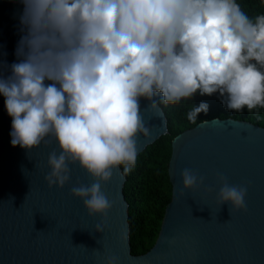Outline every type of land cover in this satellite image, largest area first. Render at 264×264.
I'll return each instance as SVG.
<instances>
[{
    "label": "clouds",
    "instance_id": "obj_1",
    "mask_svg": "<svg viewBox=\"0 0 264 264\" xmlns=\"http://www.w3.org/2000/svg\"><path fill=\"white\" fill-rule=\"evenodd\" d=\"M20 2L25 34L18 62L10 75L0 74L11 144L31 151L54 138L59 154L49 153L45 181L64 187L69 164L86 170L97 182L74 186L71 194L89 216L103 217L99 232L113 206L101 182L121 165L124 173L135 166L139 137L151 138L144 112L162 117L161 102L178 104L197 92L219 93L237 112L264 107V15L250 18L237 0ZM141 98L150 101L143 111ZM208 110L201 102L187 119L195 124ZM181 176L183 190L204 185L205 177L191 169ZM217 180L220 208L228 204L229 215L246 210L247 185L230 184L219 173ZM105 260L119 264L116 255Z\"/></svg>",
    "mask_w": 264,
    "mask_h": 264
},
{
    "label": "water",
    "instance_id": "obj_2",
    "mask_svg": "<svg viewBox=\"0 0 264 264\" xmlns=\"http://www.w3.org/2000/svg\"><path fill=\"white\" fill-rule=\"evenodd\" d=\"M22 11L20 0H0V74L5 77L11 74L10 65L18 62L16 49L25 34ZM149 103L141 98V110ZM162 112V117L143 113L151 138L139 137L138 156L169 134ZM11 124L0 94V264H106L110 255L118 256L119 264H264L263 128L213 120L173 140L168 169L172 199L155 246L137 257L132 254L122 167L113 171L110 181L101 182L113 206L99 232L96 225L104 223L103 217L89 216L83 201L71 194L72 187L97 181L75 163L68 165L71 178L64 187H49L48 156L54 149L59 154L57 142L46 138L48 145L31 151L13 147ZM185 168L204 176V185L183 190ZM218 173L230 184L247 185L246 210L229 215L228 204L220 208Z\"/></svg>",
    "mask_w": 264,
    "mask_h": 264
},
{
    "label": "trees",
    "instance_id": "obj_3",
    "mask_svg": "<svg viewBox=\"0 0 264 264\" xmlns=\"http://www.w3.org/2000/svg\"><path fill=\"white\" fill-rule=\"evenodd\" d=\"M237 3L250 18L264 15V0H237ZM161 98L157 96L158 100ZM221 99L219 93L201 96L197 92L191 99L182 100L178 104L160 103L168 120L169 134L137 156L132 170L124 173L127 178L124 194L129 203L130 241L134 256L149 253L159 237L166 208L172 199L173 188L168 169L172 142L178 135L206 122L227 119L264 129V107L251 111L245 108L237 112L227 109ZM201 102H206L209 110L206 114H198L193 124L187 119V113ZM121 167L123 170L124 166Z\"/></svg>",
    "mask_w": 264,
    "mask_h": 264
}]
</instances>
